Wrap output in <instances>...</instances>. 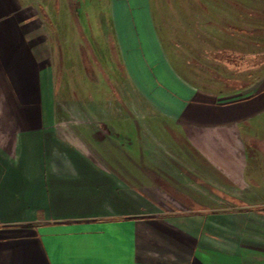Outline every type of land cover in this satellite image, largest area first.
Returning <instances> with one entry per match:
<instances>
[{"label":"crops","instance_id":"0c3cea01","mask_svg":"<svg viewBox=\"0 0 264 264\" xmlns=\"http://www.w3.org/2000/svg\"><path fill=\"white\" fill-rule=\"evenodd\" d=\"M81 5L101 17L107 53L112 39L129 77L145 76L134 85L142 103L221 174H207L217 192L196 200L156 151L137 163L119 149L125 161L92 126L56 123L57 19L79 27ZM239 61L202 85L182 76L149 0H0V264H264V62ZM114 104L73 105L124 132L130 118L107 113Z\"/></svg>","mask_w":264,"mask_h":264},{"label":"rangeland","instance_id":"374dc122","mask_svg":"<svg viewBox=\"0 0 264 264\" xmlns=\"http://www.w3.org/2000/svg\"><path fill=\"white\" fill-rule=\"evenodd\" d=\"M149 6L169 64L185 78L195 76L202 85L204 78L233 73L239 60L243 67L264 62V0H149ZM77 12L80 26L73 30L66 19H57L63 21L60 27L66 48L62 53L66 56L56 67V123L71 134L77 130L84 133L81 124L92 126L111 156L125 158L121 149L129 153L130 162H154L156 151L162 161L172 164L177 176L172 183L196 200L217 192L207 184V174L216 179L223 178L221 174L189 146L176 123L161 121L157 111L138 97L134 85L145 76L137 73L129 77L112 39L107 53L97 11L81 5ZM108 100L115 104L107 113L124 112L130 118L124 123V132L118 130L122 127L117 121L102 127L101 121L93 118L103 111L73 105L75 101Z\"/></svg>","mask_w":264,"mask_h":264}]
</instances>
